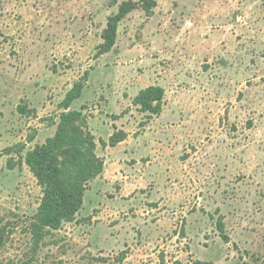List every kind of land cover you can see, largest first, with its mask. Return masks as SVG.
<instances>
[{
  "label": "rangeland",
  "instance_id": "1",
  "mask_svg": "<svg viewBox=\"0 0 264 264\" xmlns=\"http://www.w3.org/2000/svg\"><path fill=\"white\" fill-rule=\"evenodd\" d=\"M140 1L0 0V264H264V0H154L101 54L120 5ZM83 79L71 110L104 171L37 243L44 194L25 158ZM150 86L159 115L134 103Z\"/></svg>",
  "mask_w": 264,
  "mask_h": 264
},
{
  "label": "trees",
  "instance_id": "2",
  "mask_svg": "<svg viewBox=\"0 0 264 264\" xmlns=\"http://www.w3.org/2000/svg\"><path fill=\"white\" fill-rule=\"evenodd\" d=\"M156 6L154 0L122 3L104 32L101 54L110 52L115 46L118 25L130 12L143 8L151 13ZM84 87L83 79L67 93L61 103L63 112L56 134L29 151L25 158L44 194L30 227L37 243L50 231L59 230L64 223L75 219L83 206L88 183L104 171V161L97 155L96 139L87 129L82 111L71 110L74 102L81 98ZM164 97L163 87L150 86L139 93L134 103L145 113L159 115ZM126 137L124 132H116L109 145L115 147Z\"/></svg>",
  "mask_w": 264,
  "mask_h": 264
}]
</instances>
